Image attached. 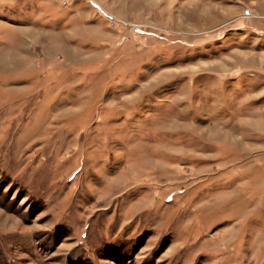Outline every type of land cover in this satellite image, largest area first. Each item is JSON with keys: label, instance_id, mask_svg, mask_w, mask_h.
Masks as SVG:
<instances>
[{"label": "rangeland", "instance_id": "374dc122", "mask_svg": "<svg viewBox=\"0 0 264 264\" xmlns=\"http://www.w3.org/2000/svg\"><path fill=\"white\" fill-rule=\"evenodd\" d=\"M0 264H264V0H0Z\"/></svg>", "mask_w": 264, "mask_h": 264}, {"label": "crops", "instance_id": "0c3cea01", "mask_svg": "<svg viewBox=\"0 0 264 264\" xmlns=\"http://www.w3.org/2000/svg\"><path fill=\"white\" fill-rule=\"evenodd\" d=\"M41 1V0H40ZM46 29V28H45ZM48 30V29H47Z\"/></svg>", "mask_w": 264, "mask_h": 264}]
</instances>
